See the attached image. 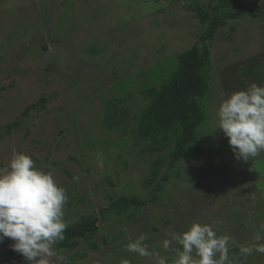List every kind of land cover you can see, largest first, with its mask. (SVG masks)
Instances as JSON below:
<instances>
[{
  "label": "rangeland",
  "instance_id": "374dc122",
  "mask_svg": "<svg viewBox=\"0 0 264 264\" xmlns=\"http://www.w3.org/2000/svg\"><path fill=\"white\" fill-rule=\"evenodd\" d=\"M219 5L0 0V264L12 240L89 216L91 243L43 241L20 264H264V0L210 43L206 120L188 156L171 165L132 134L141 90L176 70L213 12H233ZM121 110L130 127L108 129Z\"/></svg>",
  "mask_w": 264,
  "mask_h": 264
},
{
  "label": "trees",
  "instance_id": "16d2710c",
  "mask_svg": "<svg viewBox=\"0 0 264 264\" xmlns=\"http://www.w3.org/2000/svg\"><path fill=\"white\" fill-rule=\"evenodd\" d=\"M219 1V7L232 4L233 12L224 14L216 11L211 14L205 34L189 50L176 57V70L163 82H148L141 90L144 106L133 115L132 134L136 142L143 146L142 150L151 155L168 150L171 165L188 156L197 142L198 130L206 120L204 101L209 90L207 73L211 60L210 43L228 20L243 17L261 2L249 0L234 6L235 0ZM120 113H107L105 125L108 129L126 130L130 127L131 116L128 110H121ZM11 129L12 126L8 125L7 133ZM162 190L163 187L158 185L156 192ZM156 192L146 200L137 197L120 198L106 210L122 213L131 206H147L157 200ZM98 223V217L89 216L78 223L12 240L3 251L2 263L20 264L26 261L30 257V247L38 246L43 241L53 243L58 249H75L82 240L91 243L99 229Z\"/></svg>",
  "mask_w": 264,
  "mask_h": 264
}]
</instances>
